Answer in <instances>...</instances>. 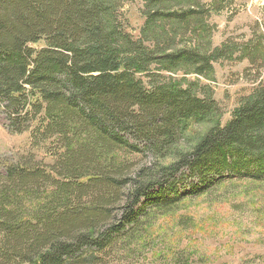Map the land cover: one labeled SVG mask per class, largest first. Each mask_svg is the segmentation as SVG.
Masks as SVG:
<instances>
[{
    "label": "trees",
    "instance_id": "1",
    "mask_svg": "<svg viewBox=\"0 0 264 264\" xmlns=\"http://www.w3.org/2000/svg\"><path fill=\"white\" fill-rule=\"evenodd\" d=\"M133 1L0 0V110L12 132L57 145L52 165L30 157L0 170V264H99L138 229L153 191L185 170L199 182L224 172L264 180V85L225 126L158 164L191 121L221 112L210 95L159 80L153 64L211 67L216 57L134 40L119 19ZM168 16L148 13L145 28ZM140 155L151 161L138 169Z\"/></svg>",
    "mask_w": 264,
    "mask_h": 264
},
{
    "label": "rangeland",
    "instance_id": "2",
    "mask_svg": "<svg viewBox=\"0 0 264 264\" xmlns=\"http://www.w3.org/2000/svg\"><path fill=\"white\" fill-rule=\"evenodd\" d=\"M153 1L150 8L145 0L125 2L119 13L123 29L152 50L158 44L163 53L185 50L216 57L211 67L185 61L162 68L153 64L152 70L161 81L190 87L200 97L210 95L221 112L206 121H191L180 142L158 162L165 167L216 123L225 126L264 85V0ZM159 11L169 16L145 28L147 14ZM56 147L53 141L35 146L30 132H12L0 110V170L30 157L52 165ZM131 159L138 169L151 161L141 155ZM171 182L162 193L159 187L153 191L152 202H143L138 229L126 230L99 264H264V180L224 172L199 182L185 170ZM163 201L170 203V211L168 204L156 206ZM26 205L31 207L29 201ZM120 208L115 204L113 214L119 216Z\"/></svg>",
    "mask_w": 264,
    "mask_h": 264
}]
</instances>
